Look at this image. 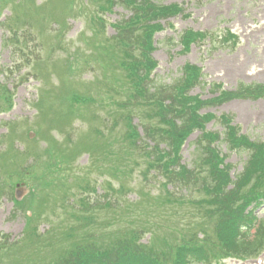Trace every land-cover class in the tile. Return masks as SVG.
I'll return each mask as SVG.
<instances>
[{
  "label": "rangeland",
  "instance_id": "374dc122",
  "mask_svg": "<svg viewBox=\"0 0 264 264\" xmlns=\"http://www.w3.org/2000/svg\"><path fill=\"white\" fill-rule=\"evenodd\" d=\"M57 1L62 2V7L65 8L71 0ZM153 1L162 6L179 4L185 9V15H187L185 17L190 16L184 18L180 15L172 19L174 27L167 26L165 33L157 34L155 40L161 41V44H156L157 50L153 53V58L158 63V68L154 71L157 80L168 84L182 75V68L185 64H190L197 66L205 75L206 85L194 90L195 94H201L205 99L211 97L214 84L223 83L224 89L227 90H234L240 83L244 85L264 84V0ZM38 2L41 4L45 2V7L39 12L32 9L28 2H25L24 7L15 12L11 2L8 4L9 8L4 9L5 1L0 0V8L4 12L0 22L9 17L11 13L12 17L18 13L21 17L19 26L25 24L26 21L35 23L32 28L33 33H18L19 44L12 39L8 41L7 30L0 25V71H3V75H0V83L8 85L15 103L9 115H0V137L9 135L13 130V128L9 129L6 123L17 120L15 127H17L18 136L12 132L17 140V144L14 143L16 149H23L22 144L31 141L27 137L32 131L36 132L32 140H37V145L44 148L46 144H49V152L53 154L49 156L37 154L36 159L32 155L30 158L33 159H27L28 162L16 163L14 166H2L9 156L5 151L6 138H3V142H0V169L8 172L13 168L16 172L22 166H29V171H24V174L18 178L25 182L18 190L20 194L23 191L24 196L30 194L31 197L30 190L32 192L34 186L38 187L34 196V203H37L47 195L48 188L40 187V181L34 175L35 173L40 176L42 171L49 169V162H57L63 165L62 175L64 173L79 175L76 181L77 179L93 181L97 176L91 173L90 156L84 155L91 154L95 161H103L107 167L108 172L104 173V176L108 177L106 182L111 181L115 186L125 184L134 190L126 193L125 199L135 201L137 195H145L143 196L144 202L149 206L147 211L151 216L149 224L155 229L163 224L166 239L172 240L178 227L181 230L193 228L187 222L197 219L199 210L190 204L171 202L172 197L169 194L171 187H164V180L158 177L154 169L150 168L153 162L148 156L150 150H146V147L141 144L140 147L138 145L136 147V140L132 138L130 128L131 120L135 119L132 124L138 127L141 124L140 119L141 122L148 123L150 127L157 128L159 121L156 109L149 105L138 104L135 100V89L130 79L124 75L126 69L122 67L123 65L121 66L125 58L116 52L119 51L116 45L105 41H102L103 47H96L92 44L94 38L89 37L92 27L88 18L94 14L92 4L88 5L82 0H74V5L77 7L76 15L66 17V19L72 17L73 20L69 23L70 27L63 39L68 44L65 49H70L69 54H62L64 49L61 48L56 57L49 60L50 51L56 49L58 44V38L49 36L54 29L51 24H48L49 19H47L49 17L48 8L55 0L48 2L38 0ZM33 4H36V0L32 1ZM50 15H57L62 19L66 16V12L53 9ZM129 16L128 11L116 8L114 12L105 15V19L110 23H116L119 20L128 19ZM45 25L47 30L43 34L41 29H44ZM185 29L206 32L208 35L211 34V37H206L201 44L191 46L190 52L183 53L181 45L174 43L169 45L167 39L170 36L175 37ZM228 30L237 36L236 45H232L235 42L234 39L227 40ZM113 35L114 32L108 26L106 36ZM83 36H87L88 41L85 44L81 40ZM27 37L34 39V42L29 43L33 55L28 57V53L24 52L26 56L22 57L21 43H25ZM212 38H214L213 42ZM78 46L82 49H78ZM105 48L112 54H100L96 51ZM20 49L21 52H17ZM27 60L31 62L29 68L25 67ZM53 61L60 62L54 65L51 64ZM17 66L21 69L19 70ZM32 74L38 77L39 81L27 79ZM75 95L85 101H74ZM38 98H40V103H37ZM35 103H37V109L40 104L41 113L39 115ZM204 112H213L217 116L224 113L229 114L234 118L235 124L240 127L242 133L264 141V99L236 100L221 106H209L204 109ZM66 116H72V118L63 122L60 127L61 120ZM75 120L77 122L74 128H77L78 132L65 128ZM218 127V124L212 122L207 128L218 130ZM59 128H65V132H74L75 143L64 144L63 140L66 138L57 142L48 139ZM138 131L141 133V129ZM196 139V134H194L189 142H194ZM191 152L192 149L184 150L187 160ZM236 161V163L239 162ZM9 162H16V160H8L7 163ZM14 191V188L8 189V194ZM29 198L26 205L29 204ZM12 208L13 205L9 199L0 200V234L9 233L21 238L26 221L25 213L30 212V209L22 210L17 217H13ZM133 212L132 209L130 213ZM186 213L187 215H184ZM60 214L66 215V213ZM258 216L264 219V211H258ZM95 217L98 223H105L107 220V216L102 218L99 213H96ZM147 220L148 217L143 215L141 223ZM199 220H204V216H200ZM39 225L41 232L48 228L45 223ZM96 236L101 242H105V235L96 234ZM24 244L25 242L17 250L20 255L32 252V250L21 251L20 248ZM235 263L227 261V264ZM0 264L15 263L13 258L4 257L0 259ZM261 264H264V258Z\"/></svg>",
  "mask_w": 264,
  "mask_h": 264
},
{
  "label": "trees",
  "instance_id": "16d2710c",
  "mask_svg": "<svg viewBox=\"0 0 264 264\" xmlns=\"http://www.w3.org/2000/svg\"><path fill=\"white\" fill-rule=\"evenodd\" d=\"M170 99V98H169ZM183 125V123H182ZM186 127L179 126V129H184ZM197 152H200L198 155V159L195 160V163L199 162V160L203 161V154L205 152H209L208 147H201ZM201 165V164H200ZM196 169L197 166H193ZM195 173V172H194ZM194 173L190 174L186 178V180L192 181L195 177ZM247 174V172H246ZM185 180L182 179V182L180 184V187H183L187 183H184ZM204 185H209L208 180H204ZM211 188V187H210ZM105 203V200L97 201L94 205L101 206ZM233 214H238V212H233ZM235 220H238V225H242V223H246L249 220V217L245 214H240L239 217L235 218ZM125 240V239H124ZM123 241V240H122ZM124 246L122 243H120L116 248L114 249H107V251H112V253H109L106 257H103L101 255L97 256V249L94 247V249L87 251V258L89 260H92L96 264H156L154 262L148 261L146 258H140L139 255L142 253L140 250L136 249L135 244H128L126 247H124L121 250H116L118 247ZM235 246H238L239 249L243 250L240 252V254L243 255V253L247 256H257L263 249H264V223H262V227L259 231H257V234L254 236L252 241H247V243L242 244H235Z\"/></svg>",
  "mask_w": 264,
  "mask_h": 264
}]
</instances>
